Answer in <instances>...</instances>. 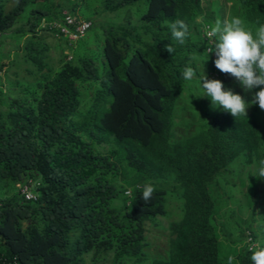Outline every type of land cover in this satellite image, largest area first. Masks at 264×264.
Segmentation results:
<instances>
[{
	"label": "trees",
	"instance_id": "trees-1",
	"mask_svg": "<svg viewBox=\"0 0 264 264\" xmlns=\"http://www.w3.org/2000/svg\"><path fill=\"white\" fill-rule=\"evenodd\" d=\"M9 1L0 0V43L7 35L18 50L23 42L33 80L9 97L0 79V264H88L89 254L93 264L109 255L113 264H227L229 255L253 264L246 229L260 247L264 233L229 227L234 245L225 255L219 229L228 212L215 192L240 155L257 170L264 161V110L251 104L259 89L242 95L250 104L244 117L212 104L202 84L213 66L197 17L222 23L232 1L231 17L254 31L264 0H97L126 18L101 24L92 42L89 30L58 67L37 27L64 9L80 14L86 0ZM85 17L93 27L97 18ZM177 19L188 25L184 44L169 27ZM189 65L196 75L186 81ZM182 110L193 116L177 119ZM30 179L36 199L18 187ZM145 183L155 186L148 202ZM170 194L182 216L168 225L165 253L149 259L146 222L163 228L158 215L167 214Z\"/></svg>",
	"mask_w": 264,
	"mask_h": 264
},
{
	"label": "rangeland",
	"instance_id": "rangeland-1",
	"mask_svg": "<svg viewBox=\"0 0 264 264\" xmlns=\"http://www.w3.org/2000/svg\"><path fill=\"white\" fill-rule=\"evenodd\" d=\"M139 1L144 3L142 0ZM14 2L15 0H10L7 6L11 7ZM85 2L86 3L83 4V7L81 6L82 12L79 15L97 18L95 20V25L89 31L88 40L91 42L96 39L97 36L102 35V30L100 28L101 24H105V22L116 24L119 21L124 20V17L126 18L124 13L125 11L123 10H103V3L101 1H99L100 3H98L97 0H90V2L86 0ZM95 6L98 7L96 11H101L95 13ZM128 6H130L131 10L136 9V5H127L123 9L126 10ZM143 8H146V4H144ZM132 12L136 15L140 11L133 10ZM228 12L229 10L227 13ZM21 22L23 21L18 22L17 25L19 26ZM249 27L253 29V27ZM48 34L47 32L42 33L44 40L43 42L50 46L49 50L47 51V60H49L51 65L58 67L60 66L62 52H69V54H73L72 50L74 49L75 44L70 45L64 38L58 36L54 37L51 34ZM3 39L4 42L0 43V62L3 64L2 70H0V79L1 83H4L5 89H7V96L10 97L13 94L18 93V88L20 86L19 84L24 85L27 81L33 80V75L27 70V68L32 66L29 62L23 60V54L25 52V49H22L23 42H21V48L17 50L18 47L15 46L14 42H12L13 40H11L10 37L6 35L3 37ZM222 81L226 89L231 88L232 86L234 89H238V91L243 94L254 93L255 90L252 89L250 91H246L241 83L232 75L227 76ZM3 107L6 106L3 105ZM193 111L194 110H182L180 113H178L177 119H179V116L186 118L190 117L191 115L193 116ZM199 111L201 112L202 110ZM204 116L206 117V115ZM199 117L200 116L198 115L196 116L197 119H199ZM200 122V126H202L204 121ZM241 160H243L242 155H240L237 160H234L230 164L229 168L225 172L224 178L220 179L218 183V191L215 192L219 200L218 208L220 209L221 206L224 205V208L228 212L227 215L225 214L226 216L221 218L225 223L224 230L219 229V231L221 230L220 234L221 240L224 244L223 247L225 248V245L228 246L225 248V255H228L232 251V247L234 245L230 240V232H233V230H230L229 227L235 230V234H238L239 227H245L248 225H252L253 229L259 234L260 237H262L264 233V178L258 177V165L256 163L243 166L241 164L244 163H241ZM251 173H253L252 176ZM250 185L252 186L251 191L249 190ZM166 209V215H158L159 222L162 223L163 228L157 227L156 224H153V222L149 220L146 222L147 235L151 241L149 243V247H146L150 255L149 259L165 253L162 251L164 248H166L170 235L168 225L172 220L179 219L182 216V208H179L176 195L170 194L168 196ZM87 262L88 264H93L91 254L87 255ZM97 263L113 264L112 257L109 255L107 258L100 259Z\"/></svg>",
	"mask_w": 264,
	"mask_h": 264
},
{
	"label": "clouds",
	"instance_id": "clouds-1",
	"mask_svg": "<svg viewBox=\"0 0 264 264\" xmlns=\"http://www.w3.org/2000/svg\"><path fill=\"white\" fill-rule=\"evenodd\" d=\"M226 4V15L222 23L217 20L215 24H211L204 20L202 16L197 17V20L202 22L200 29L206 44L205 51L210 57V63L213 66V69L209 71L211 79L205 77L202 86L213 105L222 107L224 111L229 112L233 117L237 118L247 116V110L250 104L242 96L243 93H236V90L232 86L226 89L220 78L222 73L230 74L241 83L246 91L258 88L259 91L254 93L251 104H258L259 108L264 110V23L257 22L258 27L253 31L242 17H231L230 8L232 1H227ZM228 10L229 12L227 13ZM67 13L91 21L90 27L83 35L77 38H70L61 32L60 29L43 26V22L64 19ZM92 25V19L81 16L79 13L73 14L67 9H64L62 15L59 17L49 19L43 17L37 28L40 32L46 31L54 37L58 36L68 39L69 44H77V41L85 36L92 28ZM169 27L173 38L180 44H184L188 35V25L183 20L177 19ZM166 51L172 54L174 48L168 45ZM66 54H68L69 59L73 56L69 52ZM195 75L196 71L190 65L183 69L182 76L184 80L191 81ZM257 175L259 178H264V161L260 162ZM33 181L35 180L30 179L23 183H18L20 192L22 193L21 186L25 183H29L32 190ZM154 192L155 186L151 183H145L142 191L144 201H150L153 198ZM22 194L26 197L24 193ZM35 195L36 197H32L31 199L38 198L36 193ZM243 243L248 245L249 250L253 253L251 255L253 264H264V247H260L259 239L254 238L252 230L249 228L246 229ZM235 259V256L229 255L227 257V264H233Z\"/></svg>",
	"mask_w": 264,
	"mask_h": 264
},
{
	"label": "built area",
	"instance_id": "built-area-1",
	"mask_svg": "<svg viewBox=\"0 0 264 264\" xmlns=\"http://www.w3.org/2000/svg\"><path fill=\"white\" fill-rule=\"evenodd\" d=\"M91 21L78 18L75 15L67 13L62 20L46 21L43 22V26H49L50 28L60 29L65 35L70 38H77L83 35L90 27ZM21 191L28 198L36 197L35 193L31 190V185L25 183L21 186Z\"/></svg>",
	"mask_w": 264,
	"mask_h": 264
},
{
	"label": "crops",
	"instance_id": "crops-1",
	"mask_svg": "<svg viewBox=\"0 0 264 264\" xmlns=\"http://www.w3.org/2000/svg\"><path fill=\"white\" fill-rule=\"evenodd\" d=\"M48 34V33H47ZM49 35V34H48ZM51 36V35H50Z\"/></svg>",
	"mask_w": 264,
	"mask_h": 264
}]
</instances>
